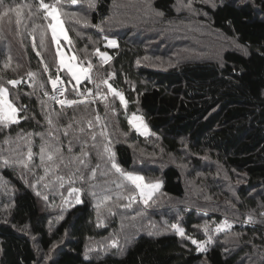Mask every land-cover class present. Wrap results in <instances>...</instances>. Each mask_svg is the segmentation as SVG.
<instances>
[{
    "label": "trees",
    "instance_id": "trees-1",
    "mask_svg": "<svg viewBox=\"0 0 264 264\" xmlns=\"http://www.w3.org/2000/svg\"><path fill=\"white\" fill-rule=\"evenodd\" d=\"M15 1L3 0L0 4V80L19 81L8 86V97H17L22 113L18 123L0 125V147L6 140L22 143L19 148L0 150V157L12 161L0 166L1 189L5 187L10 196L7 209L0 212V264H246L245 257L250 255L246 248H252L237 247L235 241L229 243L236 236L232 233H239L241 241L249 239L264 248V0H218L213 6H201L207 17L205 25L223 38H234L240 46L224 47L228 43L225 40L221 63L182 59L163 67L137 64L144 55L137 46L138 39L129 43L124 35L116 48L106 49L100 46L96 30L87 32L85 41L74 47L78 58L93 54L89 63L101 69L100 78L115 74L111 84L141 111L156 143L155 150L161 153L160 164L146 158L136 161L128 143L136 141L148 150L152 145L131 133L121 105L105 89L95 103L67 107L52 105L43 97L49 77L64 70L57 72L48 30L45 35L41 33L42 26H46L42 18L45 12L39 7L41 0H20L32 3L31 10L38 14L21 29L16 26L15 13L9 10L17 5ZM114 1L95 0L90 23L99 25ZM43 3L52 5L53 1ZM153 6L165 17H174V0H153ZM97 50L111 59L100 61ZM29 72L36 75L30 78ZM73 90L68 86L67 95ZM44 99L52 106L41 103ZM102 131L106 134L101 135ZM45 142L42 162L40 149ZM106 145L114 154L111 159L104 151ZM182 151L194 169L204 164L201 158L206 156L205 160L219 161L240 172L241 183L230 192L217 177L216 182L205 181L209 190L205 189L207 193L203 192L198 200L189 198L190 205L159 206L165 199H181L186 194L181 172L167 156L179 157ZM48 154L53 160L47 159ZM113 161L124 172H132L135 164H141L139 174L147 182H161L158 201L150 200L145 205L117 199L118 194L131 197L137 191L111 167ZM118 183L123 187L117 188ZM72 188L79 191L71 192ZM77 196L82 203H76ZM196 208L206 210L210 216L197 214ZM49 210L48 216L45 213ZM220 215L237 219L251 216L254 222L213 236L208 250L200 254L186 248L170 225L177 221L186 236L203 238L205 222L209 226L211 217ZM118 217L123 223L121 241L118 235L112 238L109 230ZM113 240L118 241L116 247H111ZM42 253L50 256L42 258Z\"/></svg>",
    "mask_w": 264,
    "mask_h": 264
},
{
    "label": "rangeland",
    "instance_id": "rangeland-1",
    "mask_svg": "<svg viewBox=\"0 0 264 264\" xmlns=\"http://www.w3.org/2000/svg\"><path fill=\"white\" fill-rule=\"evenodd\" d=\"M49 1H53L52 5L56 6L59 9V20L62 23H57L58 40L56 42H53L52 40L51 29L48 28V25L53 23V21L50 17L46 18V13H44L42 16L46 26H42L41 33L45 35L46 29L48 30V33L54 45V51L56 54L58 65L57 69L59 68L60 70L63 69L65 71H61V74L59 76L61 77V80L66 82L70 88L74 89L76 87L87 85L86 83L89 81L87 79H82L80 83L77 84V82L68 74L67 68L60 66V57L57 56V50L59 49L66 64L71 62L78 67H87L91 60L89 56L93 54H90L89 56L86 54L85 57L78 58L74 53V47L78 46L79 43L85 41L84 35L87 32L91 33L94 30H96V34L99 35L98 42L100 43V46L106 49H114L116 47L106 46L107 39H105V37L109 39H115L118 45L120 37L124 35H127L128 42L129 40L138 39L140 43L137 46H140L144 50V55L139 59L140 64H144L150 67L168 66L172 63H178L182 59H211L215 62L221 63V48H223V45L225 44L224 41H228V43L224 47L230 46L234 48L238 45L234 38L221 37L219 33L213 32L211 28L207 24L205 25V23L203 22L207 20V17H205V12L201 10V6H213L214 4H216V2H218V0H192L191 8L182 7L181 5L177 4V0H174L173 18L165 17L162 11L154 8L153 0H115L110 7L109 15L102 22H100L99 25H97L99 27L92 25L89 21L91 7L89 6L88 0H77L76 4H72L71 0H59V2H57V0ZM15 2H18L17 5H11L10 8L18 7L20 9L19 17H17L15 12L14 13L16 17V23L19 20V23H17L16 26L21 29L29 24L32 18L36 19V15L38 14H36L37 12L34 13L31 10L32 3H22L20 2V0H16ZM94 2L95 0H93V3ZM182 3L187 4L188 0H182ZM177 8H179V11L177 10ZM0 9H2L1 6ZM72 12H76L77 15L75 17L71 16L70 13ZM158 13H163V15H158ZM42 18L40 17V19ZM84 20H87L88 23L85 24ZM96 27L99 28L100 32H98ZM61 29H63V31H61ZM65 35H67L68 40L64 39ZM88 37L90 38V36ZM107 55L110 56L109 54ZM73 56L76 57L75 61L72 60ZM98 57L100 58V61H104L100 54L98 55ZM145 57H147V59H145ZM85 60L88 62L86 66L83 65V62ZM101 74V69H96L94 66H92L89 72L92 82H89V86L97 89L96 92L98 93V98L105 89L107 95L112 96V98L118 101V103L121 105L119 98L110 93L108 90V86L103 82L107 80L108 84H111L112 78H110L109 75H103V77L100 78ZM55 78L56 77H53L52 79ZM4 80V78H1L0 86H3L5 89H7L9 93L10 90L8 86H11L12 84H9ZM50 87L51 83L49 82L47 87L41 94L44 95L45 91H49ZM113 88L122 92V90L119 88H115L114 86ZM12 98L13 100H10V98L8 97V100L13 104L15 108L18 109V112L16 114L18 118L19 114L22 113L21 106L19 105L16 96L15 98ZM43 102L46 104H50L47 100ZM50 106L52 105L50 104ZM121 109L123 111L124 109L127 111V115L124 112L127 120L133 115L142 117L141 111L134 103H127V108L121 105ZM0 125L4 126V124L2 123H0ZM130 127L131 133H133L135 136H138L139 138H143L145 140L147 139V143L152 145L150 150H148L143 147L140 148L136 144V141L129 142L128 144L133 148L136 161H144V159L146 158L145 160L148 159L153 164H160L162 157L161 153L155 150L156 143L154 139L151 138L150 135H140L131 125ZM21 143L22 142L20 141L6 140L5 145L3 147H0V150L5 147L8 149L19 148ZM4 152L11 154L9 151ZM16 152L18 153V151ZM181 153L182 154L179 157L172 156L170 154H168L167 156L169 159V163H172L179 168L184 186L186 187V194L181 199H165L164 201L159 203V206L161 204L171 205V207L173 205H190V203L188 202L189 198L193 197L194 199L198 200V198L202 196L203 192L207 193L205 189L209 190L207 186H204L205 181L209 182L211 179L216 182L217 177H219L224 184H227V189L229 188L230 192L236 189V187L241 183V173L235 171L232 168L224 166L223 163L201 158V162L205 161L204 164H202L200 168L195 167L194 169L192 164L188 162L187 156H184L185 151H182ZM111 164L112 163H110V165ZM139 165L141 164L137 163L134 165L135 167L132 173L140 175L139 173L142 172L143 167L141 168ZM181 165L184 166L181 167ZM144 183L160 185L159 189L153 194V196L155 195V199H151L158 201V195H160L161 192V182L158 180L147 182L144 179ZM2 186L3 184L0 185V212H3L5 209H7L10 200V196L8 195V193H6L8 190L5 187L1 189ZM192 194L195 195V197L192 196ZM134 196L136 197V199L133 203L144 204L143 202H141L138 192H136ZM50 211L51 210L46 211L45 214L49 216L51 214ZM175 222L177 221H174V223L172 224H176ZM122 224V220H120V218L118 217V220H115L113 224H110L109 229L112 232V238L117 235L120 236L119 241L123 239ZM180 239L184 241L185 238L180 237ZM230 239L234 240H229V243L235 241L234 244H236L237 247H241L242 245H244L245 247L246 245L247 247L250 246V248H252L250 249L251 252L250 250L248 251V248H246V251L248 252L247 254H250L249 256L245 257L246 259L248 258L245 261L246 264H257V261H259V264H261V261L264 259V248H258V246L251 243L249 239L241 241L239 236H232ZM49 254L50 253H42V255L40 254V257L42 256V258L47 259L50 256ZM250 261H252V263Z\"/></svg>",
    "mask_w": 264,
    "mask_h": 264
},
{
    "label": "snow or ice",
    "instance_id": "snow-or-ice-1",
    "mask_svg": "<svg viewBox=\"0 0 264 264\" xmlns=\"http://www.w3.org/2000/svg\"><path fill=\"white\" fill-rule=\"evenodd\" d=\"M57 2H59V0H57ZM2 3H3V0H0V4H2ZM71 3L72 4H76L77 0H71ZM88 3H89L90 7H94L95 6L94 3H93V0H88ZM177 4L181 5L182 7L191 8L192 7V0H188L187 4H183L182 0H177ZM39 7L41 9H43L44 12L46 13V18L50 17L51 20L53 21V23L48 25V28L51 29V35H52L53 42H56L58 40L57 23H62L59 20V9L56 6H54V5H49V4L43 3V0H41V3L39 5ZM9 10L12 11V12H15L17 17H19L20 9L18 7L17 8H12V9H9ZM177 10L179 11V8H177ZM4 15H7V11L4 12ZM70 15L75 17L77 15V13L76 12H72V13H70ZM158 15H163V13H158ZM17 23H19V20L17 21ZM84 23L87 24L88 21L84 20ZM97 27H99V26H97ZM61 31H63V29H61ZM64 39L68 40L67 35L64 36ZM105 39H107V45L106 46H108V47H117L118 46L117 41L115 39H109L107 37H105ZM43 43H44V41H43V38H42L41 39V46H43ZM237 47H240V46L237 45ZM97 52L99 53V50H97ZM99 54L101 55V57L104 60V62H108L111 59V57L108 56L106 53H99ZM247 54L248 53L245 50V55H247ZM57 56L60 57V59H59L60 66L67 68L68 74L77 82V84H79L82 79H87L89 82H92L91 76L89 75V72H90V70L92 68V64L91 63H89V65L87 67H82V66L78 67V66H76L75 64H73L71 62L66 64L65 61H64L63 56L61 55V53L59 51V49L57 50ZM145 59H147V57H145ZM72 60L75 61L76 57L73 56ZM139 63H140V61L137 60V64H139ZM5 67H7V65H5ZM59 70L60 69L58 68V70H57L58 73H59ZM47 71H48V68L45 65V72H47ZM28 75H29L30 78H33L36 74H34L32 72H29ZM114 75H115L114 73H110L109 77L111 78ZM49 82L51 83V86H52V88L54 90V93L49 97L50 99L56 101L57 103L61 104L62 106L63 105L71 106L73 104L82 103L83 102V101H77V100H57V95H56L57 92L61 96L64 95V91L62 89H58L57 88L58 82L63 83V81L61 80V77L59 76V74H57L55 79H52L51 77H49ZM103 82L108 86L109 92L112 93L114 96L118 97L119 100H120L121 105L124 106L125 108H127V103L128 102H127L125 96L123 95V93L118 91V90H116V89H114L111 84H108L107 80H105ZM8 83L12 84L13 86H15L16 84L19 83V81L10 80V81H8ZM40 87L43 88L44 85L41 84ZM87 91H88L89 94H91V92H92L91 89H89ZM44 94H45V96L49 95L46 91H45ZM41 103H43V101H41ZM17 112H18V109L15 108L13 106V104L11 102H9V100H8V91H7V89H5L3 86H0V123L4 124V126H7L8 123H18L19 121H18L17 116H16ZM97 121L98 122L100 121V117L99 116H97ZM48 123L51 125L52 121L50 119H48ZM128 123L140 135H150V134H152L150 132L148 126L144 122L143 117H139V116L133 115L131 118L128 119ZM89 126L91 127V124ZM105 134L106 133L104 131L101 132V135H105ZM29 135H31V133ZM40 135L42 136V134H40ZM29 143H31V142L29 141ZM46 147H47V142H45L44 144L41 145L40 151H41V161L42 162L44 161V157H45V153H46ZM56 151H59V149H57ZM104 151H105V153L109 154V158L110 159H111L112 155H114V154L111 153V150H110V148L107 145L105 146ZM31 155H32L31 148H29V159H31ZM204 158L207 159L206 156ZM47 159L49 161L53 160V155L52 154H48L47 155ZM10 163H12V161H10L9 159L4 158V157H0V166L9 165ZM19 163H25V162L24 161H19ZM25 166H27V165L25 164ZM183 166L184 165H181V167H183ZM111 167L113 169H115L116 173H119L120 176L123 177V180L128 181L132 185L135 186L136 191L139 193V197H140L141 202H143L145 205H148V202L152 199L154 192L159 189L160 185L159 184H146V183H144V177L143 176L134 174L132 172H124L118 166V164L115 163L114 161L112 162ZM47 171H48V169H45L46 174H47ZM94 175H95V172H93V176ZM41 179H43V177H41ZM60 179L63 181V177H60ZM71 179H72V177H69V180H71ZM25 183L27 184L26 180H25ZM31 187L34 190L36 189V185L35 184L31 185ZM121 187H123V184L122 183H118L117 184V188H121ZM77 191H79V190L76 189V188H72L71 189V192H77ZM35 194L38 197L42 196V193L39 190H36ZM92 194H93V196H95V193H92ZM42 198L47 199L46 196H43ZM104 199L108 200L109 197L105 196ZM117 199H131L132 202H135L136 197L134 195L131 196V197H124V196H121V195L118 194L117 195ZM76 203H82V201L80 200L79 196L76 197ZM97 208H99V205H97ZM109 211H111V210L109 209ZM261 215L264 216V212H262ZM58 218L62 219L63 217L61 216V217H58ZM252 222H254V221L252 220L251 216H249L247 218V220L245 221V223H252ZM232 226L233 225L227 220V218H225L223 221H221L217 225L215 231L216 232H223V231H226V230H230L232 228ZM171 227H172V229L175 230V232L179 236L184 237L186 239H191V237L186 236L184 229L181 228V227H178L177 224H172ZM203 227H204L205 235L207 236V239L205 241H203V242L197 241L195 239H191V242L194 245H197V251L198 252L205 251L206 249H205L204 245L213 242L212 236L209 235V229H208L207 222H205ZM149 235H152V233H149ZM232 235L238 236L240 234L239 233H232ZM117 243H118V241L113 240L111 242V247H116Z\"/></svg>",
    "mask_w": 264,
    "mask_h": 264
},
{
    "label": "built area",
    "instance_id": "built-area-1",
    "mask_svg": "<svg viewBox=\"0 0 264 264\" xmlns=\"http://www.w3.org/2000/svg\"><path fill=\"white\" fill-rule=\"evenodd\" d=\"M57 88L58 89H62L64 91V95L61 96L59 95V93L57 92L56 95H57V100H77V101H83L82 103H76V104H83V103H90V102H95L96 99H97V95L98 93L96 92L97 89L95 88H92L90 86H82V87H76L72 94L71 95H67V88H68V85L63 81V83H60L58 82L57 84ZM91 89L92 92L91 94L88 93L87 90ZM49 95L48 96H45L44 94V97L47 98L50 103L52 105H55V106H58V107H61L62 105L57 103L56 101L50 99L49 97L54 93V90L51 86L50 90L47 92ZM97 96V97H96ZM76 104H73V105H76ZM64 107H67L68 105H63ZM124 112L125 114L127 115V111L124 109ZM186 209L188 211H191L192 208L191 207H186ZM194 212H196L197 214H202L203 216H210L209 213L206 211V210H201V209H194ZM264 212V210L262 211ZM210 218V217H209ZM225 218H227V220L233 225L232 228L230 230H226V231H223V232H216L215 229L217 227V225L223 221ZM247 220V218H242V219H237V218H233V217H229L227 215H220L218 217H211V222L212 224L209 225L208 229H209V235L212 234V236H215V235H219V234H223V233H227V232H230V231H233L235 229H242V228H245L247 226H252L253 225V222L252 223H245V221ZM204 231V237L203 238H196V237H191V239H195L197 241H205L207 239V236L205 235V230L203 229ZM191 239H184V246L188 249H190L191 251H193L194 253L196 254H200V253H205L208 248L210 247V244L211 243H208V244H205L204 247H205V251H200L198 252L197 251V245H194L192 242H191Z\"/></svg>",
    "mask_w": 264,
    "mask_h": 264
}]
</instances>
